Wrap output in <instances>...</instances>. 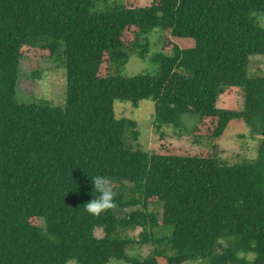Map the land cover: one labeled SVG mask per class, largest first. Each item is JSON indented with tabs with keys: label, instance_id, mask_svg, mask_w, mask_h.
<instances>
[{
	"label": "trees",
	"instance_id": "obj_1",
	"mask_svg": "<svg viewBox=\"0 0 264 264\" xmlns=\"http://www.w3.org/2000/svg\"><path fill=\"white\" fill-rule=\"evenodd\" d=\"M256 13L264 0H0V264H264V76L249 68L264 56ZM156 29L166 39L153 70L122 74ZM57 57L62 102L17 100L21 59ZM231 88L243 94L239 111L217 106ZM147 99L160 139L194 116L197 151L129 145L136 123L114 102ZM240 122L259 137L257 155L229 164L210 141ZM96 176L115 193L98 216L86 211Z\"/></svg>",
	"mask_w": 264,
	"mask_h": 264
},
{
	"label": "rangeland",
	"instance_id": "obj_2",
	"mask_svg": "<svg viewBox=\"0 0 264 264\" xmlns=\"http://www.w3.org/2000/svg\"><path fill=\"white\" fill-rule=\"evenodd\" d=\"M124 1V0H123ZM132 6H145L150 0H131ZM99 6V5H97ZM257 22L264 28V13H256L253 15ZM148 40V52L140 57L138 53L129 52L127 63L123 66L122 74L127 76L137 75L141 72H151L153 70L150 57L161 50L165 35L159 30H153L146 35ZM172 42L180 48H191L194 41L189 38L179 39L170 38ZM249 66L250 72L261 74L264 76V56L255 55L251 57ZM63 61V60H62ZM61 58H53L52 60H31L21 59L19 65V76L17 81L16 98L23 103H39L42 101H50L54 104L62 102L64 94V77L65 69ZM64 70V71H63ZM33 71L40 72L39 76H32ZM114 71V68L111 70ZM254 73V74H255ZM217 106L224 109L241 110L243 106V94L240 89L231 88L217 100ZM114 109L121 117H127L136 123V130L139 132L136 141L129 145L138 147L146 152L152 153L157 151L161 146L168 149L170 154H181L184 152L197 151L199 145L195 144L192 138V130L195 127V118L192 115H184L177 127H165V138L160 139L153 129V111L154 102L151 99L142 100L137 105L128 102H114ZM181 132L183 135L178 136L175 133ZM259 137L253 136L250 128L245 123H234L217 141H210L209 147L215 146L220 152V159L229 163H243L250 161L257 155ZM208 143L209 141H203ZM202 142V143H203ZM128 143V142H127ZM140 229L131 232V236L137 237ZM97 236L102 235V231L96 230ZM165 243V242H164ZM151 251L150 245H144L141 248L143 256ZM129 253L134 256L133 252ZM108 264H125L112 260ZM182 264H195L193 262H185Z\"/></svg>",
	"mask_w": 264,
	"mask_h": 264
},
{
	"label": "clouds",
	"instance_id": "obj_3",
	"mask_svg": "<svg viewBox=\"0 0 264 264\" xmlns=\"http://www.w3.org/2000/svg\"><path fill=\"white\" fill-rule=\"evenodd\" d=\"M93 189L99 195L86 203V211L94 216H98L102 212L113 208L115 193L112 190L109 181L103 176H96L91 179Z\"/></svg>",
	"mask_w": 264,
	"mask_h": 264
}]
</instances>
